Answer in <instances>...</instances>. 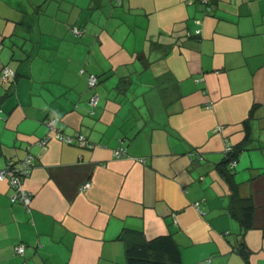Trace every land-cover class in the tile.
<instances>
[{"label":"crops","instance_id":"0c3cea01","mask_svg":"<svg viewBox=\"0 0 264 264\" xmlns=\"http://www.w3.org/2000/svg\"><path fill=\"white\" fill-rule=\"evenodd\" d=\"M207 5L0 0V169L35 157L28 205L0 181V264H127L165 235L181 264H264V0Z\"/></svg>","mask_w":264,"mask_h":264},{"label":"built area","instance_id":"2783aa9c","mask_svg":"<svg viewBox=\"0 0 264 264\" xmlns=\"http://www.w3.org/2000/svg\"><path fill=\"white\" fill-rule=\"evenodd\" d=\"M201 2L204 3L206 7L208 6L207 5L208 0H201ZM208 7L207 9H210ZM70 31L75 37L81 36L84 32L83 29L76 27V26H72L70 28ZM0 72H1L0 77L4 81H7L8 79L12 78L14 75L13 71L8 66L2 67ZM79 73L84 74V69L83 68L80 69ZM97 84H98V77L95 74H91V73L88 74L87 75V85L89 89L90 90L95 89ZM97 103H98V97L96 93L93 92V94L90 96L89 101H88V104L90 107V113L93 112L92 109L97 105ZM57 121H58V117H55V116L50 117L45 121V125L47 126L49 131L52 132L53 137L56 140L61 141L68 145L75 144V145L83 146V147L88 146V141L84 135L80 133H75L74 135H68V134H64L60 132L56 127ZM48 139H49L48 136L44 137L43 139L39 141V144L41 146L46 145ZM232 151H233V147L226 141L224 150H223L224 157L225 158L230 157L229 155L232 153ZM113 155L116 158L124 157L126 155V150L123 147H117L113 151ZM197 158L202 159L200 155H198ZM34 160H35L34 155H32L31 153H27L25 157L21 159V161H19L18 163L7 162L6 165L0 169V181H6L8 185L13 189V194L10 198L12 202L18 201V202L23 203L24 205H28L30 201V195L27 194L26 191L23 189V181L30 174V171L34 165ZM139 161L142 162L144 160L140 159ZM235 165H236V160L234 159L229 160L228 167L230 169H233ZM90 185L91 183L89 181H86L85 183L82 184L81 189L82 190L87 189L90 187ZM195 206L197 207L198 203H195ZM15 251L17 254L22 256L25 251L24 245L16 246Z\"/></svg>","mask_w":264,"mask_h":264},{"label":"trees","instance_id":"16d2710c","mask_svg":"<svg viewBox=\"0 0 264 264\" xmlns=\"http://www.w3.org/2000/svg\"><path fill=\"white\" fill-rule=\"evenodd\" d=\"M224 159L223 164L229 160H236V150ZM229 170H232L229 168ZM252 205L244 207L241 224L247 229L250 226ZM127 264H181V253L175 241L169 235L159 236L151 240L136 243L126 248Z\"/></svg>","mask_w":264,"mask_h":264}]
</instances>
